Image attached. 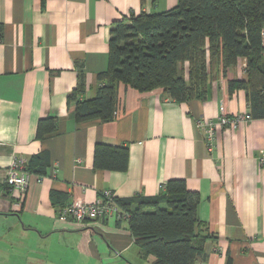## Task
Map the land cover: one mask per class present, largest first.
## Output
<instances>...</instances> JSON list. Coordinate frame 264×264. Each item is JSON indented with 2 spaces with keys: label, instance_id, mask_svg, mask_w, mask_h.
<instances>
[{
  "label": "crops",
  "instance_id": "crops-1",
  "mask_svg": "<svg viewBox=\"0 0 264 264\" xmlns=\"http://www.w3.org/2000/svg\"><path fill=\"white\" fill-rule=\"evenodd\" d=\"M179 0H0V264H153L142 257L124 218L78 224L59 211L93 203L106 191L118 200L156 197L169 180L197 192L205 240L193 264H264V119L234 129L198 121L249 113L244 60L210 85L206 100L177 102L162 89L140 93L119 85L112 120L77 124L67 96L95 97L108 66L113 22L157 14ZM56 131L37 139L41 120ZM97 144L127 147L124 172L96 170ZM48 158L45 174L28 173L25 193L5 184L13 162ZM118 205V204H117ZM119 206V205H118Z\"/></svg>",
  "mask_w": 264,
  "mask_h": 264
},
{
  "label": "trees",
  "instance_id": "trees-1",
  "mask_svg": "<svg viewBox=\"0 0 264 264\" xmlns=\"http://www.w3.org/2000/svg\"><path fill=\"white\" fill-rule=\"evenodd\" d=\"M109 34L108 66L96 76L95 97L78 100L82 84L67 96L77 124L112 120L119 85L140 93L162 89L177 102L204 101L211 83L239 60L245 78L229 81V93L244 90L251 119H264V0H179L165 12L113 22ZM56 123L41 120L37 139L54 133ZM48 164L43 154L31 156L25 170L42 176ZM127 165V147L95 146L94 169L124 172ZM115 201L141 256L152 255L153 264H193L212 237L200 234V197L184 180L167 181L156 197ZM226 264H232L229 256Z\"/></svg>",
  "mask_w": 264,
  "mask_h": 264
},
{
  "label": "built area",
  "instance_id": "built-area-1",
  "mask_svg": "<svg viewBox=\"0 0 264 264\" xmlns=\"http://www.w3.org/2000/svg\"><path fill=\"white\" fill-rule=\"evenodd\" d=\"M251 120L249 113L237 115L221 114L215 124L210 120H200L197 122V126L202 130H207L209 140H211L213 125L234 129ZM260 161L264 163V158L260 159ZM25 165L26 161L22 159L15 160L5 178V184L8 187L17 189L21 193H25L28 187V173L25 170ZM58 215L61 220L70 219L78 224L98 219L115 218L120 220L124 218L121 208L117 205L110 191H106L100 199L93 203L74 201L66 204L61 208Z\"/></svg>",
  "mask_w": 264,
  "mask_h": 264
},
{
  "label": "rangeland",
  "instance_id": "rangeland-1",
  "mask_svg": "<svg viewBox=\"0 0 264 264\" xmlns=\"http://www.w3.org/2000/svg\"><path fill=\"white\" fill-rule=\"evenodd\" d=\"M244 68H245V64H244ZM244 68H243V70H244Z\"/></svg>",
  "mask_w": 264,
  "mask_h": 264
}]
</instances>
